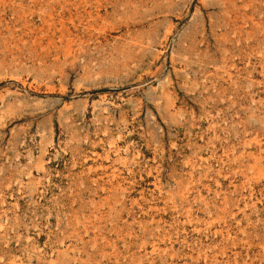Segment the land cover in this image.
Segmentation results:
<instances>
[{"label": "rangeland", "instance_id": "obj_1", "mask_svg": "<svg viewBox=\"0 0 264 264\" xmlns=\"http://www.w3.org/2000/svg\"><path fill=\"white\" fill-rule=\"evenodd\" d=\"M0 264H264V0H0Z\"/></svg>", "mask_w": 264, "mask_h": 264}]
</instances>
